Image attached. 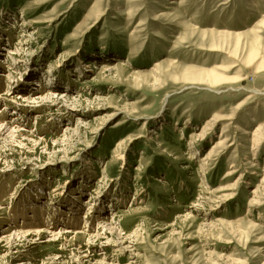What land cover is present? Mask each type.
<instances>
[{
    "label": "rangeland",
    "instance_id": "1",
    "mask_svg": "<svg viewBox=\"0 0 264 264\" xmlns=\"http://www.w3.org/2000/svg\"><path fill=\"white\" fill-rule=\"evenodd\" d=\"M0 96V264H264V0H0Z\"/></svg>",
    "mask_w": 264,
    "mask_h": 264
},
{
    "label": "bare ground",
    "instance_id": "2",
    "mask_svg": "<svg viewBox=\"0 0 264 264\" xmlns=\"http://www.w3.org/2000/svg\"><path fill=\"white\" fill-rule=\"evenodd\" d=\"M96 11H98V10H96V9H94V10H92V12H96ZM260 65V64H259ZM109 65L108 64H106V63H104V65H102V67H101V69H105V68H107ZM261 68V67H260ZM212 74V73H211ZM212 75H215V74H212ZM217 77H216V75H215V79H216ZM214 79V80H215ZM219 79H220V77H219ZM221 80H223V79H221ZM220 80V81H221ZM214 82H219V80H218V78H217V80L216 81H214ZM30 92V90L28 91V93ZM10 92L8 91L7 92V94H9ZM15 96V95H14ZM14 96H11V98H13ZM20 95L19 94H17V96H15V97H19ZM21 97V96H20ZM44 97H46V96H43L42 98H44ZM0 98H1V96H0ZM36 97L34 96L33 97V99H35ZM2 99H4V98H2ZM1 112V111H0ZM17 114V113H16ZM18 119V116H15V115H13L11 118H9V120H7L5 123H3V124H1L0 123V135L3 133V131L6 129H10V131L8 132V137L9 138H13V136H15V134H14V132H17V128L19 129V125H17L16 123H18L19 121L17 120ZM215 119H216V117H215ZM212 122H213V120H212ZM11 125H12V128H11ZM16 128V130L14 129V128ZM261 128L262 127H260V128H257L256 130H255V132L257 133L258 132V134H255V133H252L253 135L255 134L257 137H259L258 135H264V131H262L261 130ZM21 130V129H20ZM203 131H205V130H203ZM248 131H245V132H243L244 134H248L247 133ZM204 133V132H203ZM254 135V136H255ZM15 138V137H14ZM260 138V137H259ZM3 140V139H2ZM256 141V140H255ZM258 141V140H257ZM256 141V142H257ZM218 142H221V141H218ZM217 142V143H218ZM253 142V141H252ZM216 143V144H217ZM188 158L189 159H191V158H193V155H191V153H190V155L188 156ZM203 163V162H202ZM206 165H204V167H205ZM204 169V168H203ZM257 193V192H256ZM88 213V212H87ZM106 215V214H105ZM86 218H88V215H84V219H86ZM105 218H107V223L106 224H104V225H102V228L100 229L101 230V232L99 231V228L98 227H95V231H94V236H100L101 234H103V233H105V232H110L112 229H115L114 228V224L113 223H116L115 221H114V219H113V216H107L106 215V217ZM204 224H206V223H204ZM99 225V224H98ZM39 231H43L42 229H40ZM52 234L54 233V232H51ZM54 237V236H53Z\"/></svg>",
    "mask_w": 264,
    "mask_h": 264
}]
</instances>
